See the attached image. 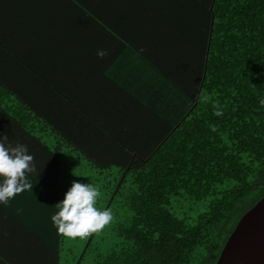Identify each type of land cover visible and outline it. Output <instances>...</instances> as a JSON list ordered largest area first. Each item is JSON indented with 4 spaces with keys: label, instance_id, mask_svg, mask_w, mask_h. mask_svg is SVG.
<instances>
[{
    "label": "crops",
    "instance_id": "1",
    "mask_svg": "<svg viewBox=\"0 0 264 264\" xmlns=\"http://www.w3.org/2000/svg\"><path fill=\"white\" fill-rule=\"evenodd\" d=\"M194 2L0 0V133L37 168L32 191L0 204V264H62L56 193L90 159L130 160L185 109L205 27Z\"/></svg>",
    "mask_w": 264,
    "mask_h": 264
},
{
    "label": "trees",
    "instance_id": "2",
    "mask_svg": "<svg viewBox=\"0 0 264 264\" xmlns=\"http://www.w3.org/2000/svg\"><path fill=\"white\" fill-rule=\"evenodd\" d=\"M192 1L205 27L191 45L199 59L185 109L147 148L129 145L130 160L86 161L115 177L94 183L109 187L95 206L117 211L121 200L125 217L113 224L110 247L94 232L70 264H214L241 215L264 196V0Z\"/></svg>",
    "mask_w": 264,
    "mask_h": 264
},
{
    "label": "clouds",
    "instance_id": "3",
    "mask_svg": "<svg viewBox=\"0 0 264 264\" xmlns=\"http://www.w3.org/2000/svg\"><path fill=\"white\" fill-rule=\"evenodd\" d=\"M146 51L140 48L137 54ZM98 58L108 55L105 50H97ZM217 115H222L217 112ZM35 158L29 154L26 145L12 146L8 137L0 133V204L5 206L25 191H32L30 174H36ZM100 195L99 189L90 183L73 181L64 198L55 204L58 209L51 216L53 226L64 237L85 238L102 230L113 220L110 209L99 210L95 205Z\"/></svg>",
    "mask_w": 264,
    "mask_h": 264
},
{
    "label": "water",
    "instance_id": "4",
    "mask_svg": "<svg viewBox=\"0 0 264 264\" xmlns=\"http://www.w3.org/2000/svg\"><path fill=\"white\" fill-rule=\"evenodd\" d=\"M214 264H264V196L241 215Z\"/></svg>",
    "mask_w": 264,
    "mask_h": 264
},
{
    "label": "rangeland",
    "instance_id": "5",
    "mask_svg": "<svg viewBox=\"0 0 264 264\" xmlns=\"http://www.w3.org/2000/svg\"><path fill=\"white\" fill-rule=\"evenodd\" d=\"M84 160L80 161V164H84ZM90 173V174H89ZM81 174H85V181H87V183L92 184L91 182L94 183L96 182L99 185H103L105 181H113L115 180L114 178V174L113 175H108L104 176L103 174H98V171L93 169L92 167L90 168H86L85 170L82 169V166H80V175ZM118 174V173H117ZM116 174V175H117ZM110 186V185H109ZM99 191H100V195L99 198L103 199V201L100 202V209L102 208L103 203H106L104 200L107 201V196H108V191H109V187L107 185V187L105 188V190H103V188H99L98 186H96ZM112 189V186H111ZM106 198V199H105ZM103 202V203H102ZM121 205H124V203L121 200H117V202L113 203L112 206L113 207H118L117 211L111 210V213L113 215V220L106 225L102 230L98 231L95 234V239L100 240L101 242V248H108L111 246L112 244V240L114 238L113 236V232H112V227L113 224L118 222L119 220H123L124 219V215L123 213H121L122 211V207ZM184 213L186 214V208L183 210V207L181 208V211L179 213V215L183 216ZM86 239L85 238H80L77 237L75 239L72 238H68V237H64V242H63V259L64 260H68L67 264H70L71 262H73L74 260L76 261L78 258V254L79 251L82 247L83 241ZM89 239V237L87 238ZM71 260V262L69 263V261Z\"/></svg>",
    "mask_w": 264,
    "mask_h": 264
}]
</instances>
